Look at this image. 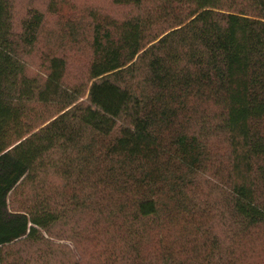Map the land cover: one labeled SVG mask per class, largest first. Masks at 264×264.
<instances>
[{"label":"trees","instance_id":"trees-1","mask_svg":"<svg viewBox=\"0 0 264 264\" xmlns=\"http://www.w3.org/2000/svg\"><path fill=\"white\" fill-rule=\"evenodd\" d=\"M113 2L137 14L94 16L90 85L69 88L65 55L27 74L43 14L17 35L0 0V264H83L44 246L78 215L98 264H234L215 223L264 228V0Z\"/></svg>","mask_w":264,"mask_h":264},{"label":"rangeland","instance_id":"rangeland-1","mask_svg":"<svg viewBox=\"0 0 264 264\" xmlns=\"http://www.w3.org/2000/svg\"><path fill=\"white\" fill-rule=\"evenodd\" d=\"M37 10L44 16V25L40 29L39 42L31 52L25 56L27 74L39 80L44 79L47 73V57L51 54L65 55L68 61V70L65 83L69 88L89 87L88 64L91 55V36L95 26L94 16L102 19L123 20L137 14L132 6L117 5L113 0H13V23L15 33H21L22 21ZM70 27H74L71 34ZM72 29V30H73ZM40 117L52 114V108H40ZM218 150H225L221 140L217 139ZM42 180L51 183L52 187L60 188L63 180L53 174L42 176ZM33 195L31 186H27L17 196L15 207H21ZM89 216H74L69 224L60 223L44 235V246L65 253L64 260L75 261L82 258L83 264H98L99 257L95 251V242L89 239H79L78 232H87L90 227ZM228 228L216 222L214 233L221 245L235 252L234 264H264V228H259L249 238L228 239ZM179 229L174 228L170 238H175ZM79 239L77 240L76 237ZM108 242L107 237L101 239L98 247ZM76 243L81 247L76 251ZM154 245V243H152ZM152 247V246H151ZM96 254V256L94 255ZM28 255H32L28 253ZM228 254L227 258H231ZM63 258V256H60Z\"/></svg>","mask_w":264,"mask_h":264}]
</instances>
